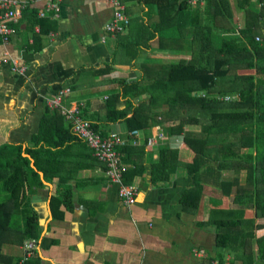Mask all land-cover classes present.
<instances>
[{
    "label": "crops",
    "instance_id": "0c3cea01",
    "mask_svg": "<svg viewBox=\"0 0 264 264\" xmlns=\"http://www.w3.org/2000/svg\"><path fill=\"white\" fill-rule=\"evenodd\" d=\"M121 1L130 25L118 35L106 31L113 18V0H64L57 18H41L39 14L46 8L47 0H36L20 18L9 23L18 30L10 43L3 44L0 39V147L22 146L26 150L34 146L32 141L40 132L46 113L55 112L47 107L44 98L62 87H70L73 93L65 105L83 102L85 118L107 134H117L131 148L128 156L123 155V161L129 157L145 170L133 184L139 189L137 201L127 207L118 197L117 186L107 181L105 166L85 143L72 140L59 150L53 149L56 154L49 156L51 171L56 179L69 181L73 203L70 210L62 207L63 219H54L50 207L54 185L44 177L51 189L44 184L30 200V208L42 227L34 255L41 264H244L233 254H225L220 261L225 251L217 246L216 229L202 226L213 207L234 208L235 187L229 197L216 196L208 187L198 209L192 212L184 208L180 199L193 184V172L179 168L169 181L151 186L149 167L157 162L161 148L179 150L180 159L186 162L193 158L184 134H169L175 122L156 125L147 121L146 117L164 109L157 105L148 109L145 104L147 110L140 115L148 129L137 130L138 137L131 136L126 123H108L105 119L110 102L118 110L126 107L124 99L112 97L121 91L119 82H139L147 88L160 81L161 65L190 61L196 52L191 42L190 11L180 13L176 26L155 33L153 27L159 22L155 10L149 12L139 0ZM152 34L156 35L150 38ZM180 36L183 39L174 41ZM137 42L140 43L134 45ZM14 60L26 68L23 75L12 71ZM161 92H155L157 97L165 96ZM149 97L144 94L134 99L136 107ZM61 116L64 120L60 119V123L69 128ZM157 120L162 121L161 117ZM162 132L168 137L167 144L148 148V139ZM220 178L234 181L235 173L224 171ZM62 188L65 191V184ZM253 234L258 239L264 237V218H256ZM5 247V254L20 260L15 257L18 252L14 248L18 246ZM22 248L19 247V254ZM200 251L205 256H200ZM256 255L253 264H264Z\"/></svg>",
    "mask_w": 264,
    "mask_h": 264
},
{
    "label": "trees",
    "instance_id": "16d2710c",
    "mask_svg": "<svg viewBox=\"0 0 264 264\" xmlns=\"http://www.w3.org/2000/svg\"><path fill=\"white\" fill-rule=\"evenodd\" d=\"M139 1L149 12H157L159 22L153 27L155 33L176 26L180 13L190 11L191 42L196 52L190 61L161 65L158 69L163 75L160 81L147 88H142L139 82H119L121 91L117 90L112 97L124 99L126 107L118 110L115 103L110 102L105 119L108 123H126L128 132L132 133L148 129L140 115L147 110L146 106L148 109L156 105L162 107L163 112H154L146 117L147 121L156 122V125L175 122L169 134H184V142L193 158L186 162L180 159L179 150L161 148L157 162L149 167L151 186L169 181L179 168L193 172V184L180 199L184 208L192 212L198 209L208 187L211 193L222 197L231 196L235 187L234 208L213 207L202 226L216 229L217 246L225 251L220 261L225 254H233L244 264H253L254 254L264 261V237L258 239L253 234L256 218H264V0H261V8L253 0H233L238 13L246 14L245 25L238 31L232 23V0H203V6L192 5L191 0ZM181 39L180 36L174 41ZM161 90L165 96L157 97L155 92ZM144 94L150 96L149 103L148 99H143L136 107L134 99ZM227 96H233L231 101L225 100ZM158 117L162 121H158ZM60 119L64 120L59 110L53 115L48 111L40 132L32 141L34 146L26 150L22 146L0 147V182L9 193V198L0 202V264H20L23 258L15 261L6 255L3 250L6 245L23 246L24 251L26 241L39 243L42 227L37 214L30 208V200L45 187L40 172L54 185L50 200L53 218L60 221L64 217L62 207L72 208L69 181L55 178L49 156L56 154L53 149L59 150L72 140H80L71 134L70 127L65 128L63 122L60 123ZM92 124L95 131L109 136L97 123ZM60 132L64 135L60 136ZM128 148L126 144L119 151L128 156L131 153ZM25 154L35 161L36 168ZM124 163L130 168L125 181L134 184L144 173V167L129 157ZM224 171H234V183L220 178ZM15 217L20 219L18 227L14 226ZM24 264H41V260L32 254Z\"/></svg>",
    "mask_w": 264,
    "mask_h": 264
},
{
    "label": "built area",
    "instance_id": "2783aa9c",
    "mask_svg": "<svg viewBox=\"0 0 264 264\" xmlns=\"http://www.w3.org/2000/svg\"><path fill=\"white\" fill-rule=\"evenodd\" d=\"M35 1L21 0L18 2L16 0H0V39L3 44L10 43L12 38L18 33L17 28L10 26L9 23L20 18L30 3ZM63 3L64 0H47L46 8L40 12L39 16L41 18L47 16H51L52 18L59 17ZM190 3L192 5H204L203 0H191ZM255 3L258 8H261V0H255ZM113 8V18L106 25V31L109 34L118 35L130 25V17L126 14L125 5L121 0H113ZM257 41H260V39H257ZM11 67L12 71L16 74L23 75L26 72V68L18 60L12 61ZM72 93L73 90L70 87H62L55 94L46 96L44 100L49 109L61 112L70 124L72 134L92 150L98 162L105 166V177L109 184L117 186L119 199L125 206L131 207L137 201L139 189L137 186L128 184L125 181L128 166L124 163L123 155L119 151V148L125 146L127 143L119 138L117 134L112 133L104 137L101 133L95 131L92 122L83 115L85 107L83 102L70 107L66 106L65 100ZM225 100L231 101V97L227 96ZM139 134V131H134L131 133V136L138 137ZM166 136L162 132L158 134L157 138H149L146 144L147 147L151 149L158 145H166L168 142V137ZM133 141L134 139L131 140V142ZM37 245L35 241L25 243V255L20 260V264H24L32 256V252L36 250ZM199 253L200 256H205L204 251H200Z\"/></svg>",
    "mask_w": 264,
    "mask_h": 264
},
{
    "label": "rangeland",
    "instance_id": "374dc122",
    "mask_svg": "<svg viewBox=\"0 0 264 264\" xmlns=\"http://www.w3.org/2000/svg\"><path fill=\"white\" fill-rule=\"evenodd\" d=\"M253 2H255V0H253ZM231 9L233 10V19H234V22H232V23L235 26V28L237 29L236 31H238V30L242 29L243 28V24H245L246 14L244 12H241L238 15V12L239 11L237 10V8L235 7V5L233 4V0H232V3H231ZM220 42H221V38L219 37L218 43H220ZM213 95L214 94H212L211 96H213ZM231 97H233V96H231ZM234 100H236V98L233 99L232 101H234ZM228 182L234 183V181H228ZM8 198H9V193L5 191V189L3 188L2 182H0V202H5ZM19 225H20V219L18 217H15V219H14V226L15 227H18ZM26 242H30V241H26ZM14 250H16V253L18 252L15 257H18V256L19 257H23L25 255L24 254L25 252L23 250L19 254V247L14 248ZM4 251H6V247L4 248ZM34 253H35V250L32 252V254H34ZM6 255H8V254H6Z\"/></svg>",
    "mask_w": 264,
    "mask_h": 264
},
{
    "label": "water",
    "instance_id": "95a60500",
    "mask_svg": "<svg viewBox=\"0 0 264 264\" xmlns=\"http://www.w3.org/2000/svg\"><path fill=\"white\" fill-rule=\"evenodd\" d=\"M24 156H25V157H28V158H30V159L32 160V158H31L29 155H26V154H25ZM32 162H33V160H32ZM32 162H31V163H32ZM31 166H32L33 168H36L34 162L31 164ZM39 174H40V177H41V179L43 180L44 184L47 186V188H48V189H51L52 186L44 180V175H43V173L40 172Z\"/></svg>",
    "mask_w": 264,
    "mask_h": 264
},
{
    "label": "bare ground",
    "instance_id": "6f19581e",
    "mask_svg": "<svg viewBox=\"0 0 264 264\" xmlns=\"http://www.w3.org/2000/svg\"><path fill=\"white\" fill-rule=\"evenodd\" d=\"M158 136V135H157ZM157 136H155L154 138H157ZM153 138V137H152Z\"/></svg>",
    "mask_w": 264,
    "mask_h": 264
}]
</instances>
